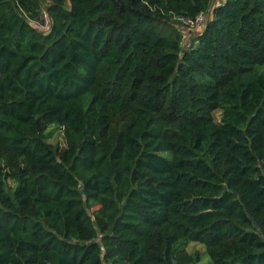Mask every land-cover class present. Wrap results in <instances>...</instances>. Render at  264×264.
Returning a JSON list of instances; mask_svg holds the SVG:
<instances>
[{"label":"trees","instance_id":"obj_1","mask_svg":"<svg viewBox=\"0 0 264 264\" xmlns=\"http://www.w3.org/2000/svg\"><path fill=\"white\" fill-rule=\"evenodd\" d=\"M192 242L264 264V0H0V264H197Z\"/></svg>","mask_w":264,"mask_h":264},{"label":"built area","instance_id":"obj_2","mask_svg":"<svg viewBox=\"0 0 264 264\" xmlns=\"http://www.w3.org/2000/svg\"><path fill=\"white\" fill-rule=\"evenodd\" d=\"M223 0H211V5L214 3L219 4L222 3ZM212 7H210L211 9ZM212 11V9L210 10ZM207 17L203 12L198 13L195 17H189V16H176L174 17L175 24L177 25L178 29L183 31L184 33H191L194 31V29H197L203 21ZM43 29H48L49 28V20L44 14L43 16V24H42Z\"/></svg>","mask_w":264,"mask_h":264},{"label":"rangeland","instance_id":"obj_3","mask_svg":"<svg viewBox=\"0 0 264 264\" xmlns=\"http://www.w3.org/2000/svg\"><path fill=\"white\" fill-rule=\"evenodd\" d=\"M208 18H206L203 23L199 26L202 28V25H204V23L206 22ZM175 26V25H174ZM176 27V26H175ZM177 28V27H176ZM181 32V30H180ZM191 34L192 33H185L183 34L182 36H185V39L182 41L183 42H187L188 38L191 37ZM185 44V43H184ZM215 117H216V120L219 119V112H216L215 113ZM50 129L54 130L52 132V135L51 137L49 138V141L53 144H60V145H63L64 143V138H63V133H62V130L60 129H55L53 126L50 127ZM188 251L189 252H192V251H195V250H199L202 254H201V260L199 263L197 264H209L210 263V258L209 256L204 252V247L201 245V244H198V243H195V242H192L188 245L187 247Z\"/></svg>","mask_w":264,"mask_h":264}]
</instances>
